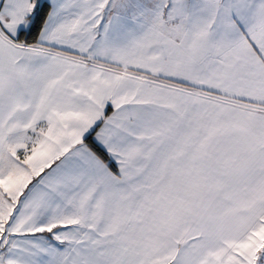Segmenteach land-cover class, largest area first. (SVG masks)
<instances>
[{"label": "snow or ice", "instance_id": "snow-or-ice-1", "mask_svg": "<svg viewBox=\"0 0 264 264\" xmlns=\"http://www.w3.org/2000/svg\"><path fill=\"white\" fill-rule=\"evenodd\" d=\"M0 264H264V0H0Z\"/></svg>", "mask_w": 264, "mask_h": 264}]
</instances>
